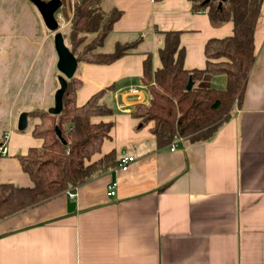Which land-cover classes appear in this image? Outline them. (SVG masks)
I'll use <instances>...</instances> for the list:
<instances>
[{"label":"crops","instance_id":"0c3cea01","mask_svg":"<svg viewBox=\"0 0 264 264\" xmlns=\"http://www.w3.org/2000/svg\"><path fill=\"white\" fill-rule=\"evenodd\" d=\"M100 7L122 14L99 51L141 36L130 53L109 64L80 62L74 73L76 105L104 89L100 102L112 113L92 119L113 126L92 160L114 150L115 163L75 186L73 197L65 190L0 218V264H264V0L255 61L231 117L212 137H181L174 149L156 146L153 123L139 126L131 115L150 99L143 60L150 53L153 70L159 67L161 31L179 30L184 67L202 68L206 40L230 35L232 22L213 25L189 0H102ZM53 36L29 0H0V141L8 151L0 157V182L31 184L18 155L39 148L42 139L31 135L36 119L19 131L17 118L54 104L60 72ZM224 84V75L197 82ZM127 154L134 159L127 170L118 169Z\"/></svg>","mask_w":264,"mask_h":264},{"label":"trees","instance_id":"16d2710c","mask_svg":"<svg viewBox=\"0 0 264 264\" xmlns=\"http://www.w3.org/2000/svg\"><path fill=\"white\" fill-rule=\"evenodd\" d=\"M189 1L192 11L206 12L213 25L231 21L232 33L206 40L203 48L205 65L187 69L183 65L185 49L179 42L181 31H161L163 45L158 48L161 65L153 70L150 53L143 60L142 78L150 99L148 103L135 105L131 112L139 119V126L153 123L149 131L154 135L156 146L169 145L175 137H189L191 141L212 137L229 120L234 104L240 102L255 61L253 38L263 0ZM61 2L56 13L68 20L67 46L78 63L109 64L138 46L141 36L133 41L115 42L109 52L99 51L122 11L111 8L103 12L102 0ZM190 75L193 87L188 90L185 85ZM213 75H224L223 89L197 85L199 80ZM79 85L75 75L67 79L59 113L51 114L42 107L27 112L28 119H36V122L31 126L28 124L26 129L30 126L31 135L41 138L42 143L39 148L30 147L24 155H18L30 185L19 186L11 180L0 182V218L40 204L113 167L114 150L92 160L113 126V121L95 122L92 119L112 113L100 102L104 89L78 106L75 97ZM56 127L61 136L56 134Z\"/></svg>","mask_w":264,"mask_h":264},{"label":"water","instance_id":"95a60500","mask_svg":"<svg viewBox=\"0 0 264 264\" xmlns=\"http://www.w3.org/2000/svg\"><path fill=\"white\" fill-rule=\"evenodd\" d=\"M33 5L36 6L41 18L44 21L46 28L54 32L53 45L57 53V69L60 72L58 82L59 86L56 88L54 94V104L48 111L52 113H59L62 110V97L65 92L67 79L74 76L78 61L70 51L69 47L64 41L62 32L59 31V22L55 13L62 6L61 0H29ZM192 76L188 77L186 88L189 90L193 86ZM27 112L23 111L17 118V129L23 131L28 126ZM56 134L60 135L59 129L56 127Z\"/></svg>","mask_w":264,"mask_h":264},{"label":"built area","instance_id":"2783aa9c","mask_svg":"<svg viewBox=\"0 0 264 264\" xmlns=\"http://www.w3.org/2000/svg\"><path fill=\"white\" fill-rule=\"evenodd\" d=\"M59 17V15H58ZM132 91H136L135 88H132L131 89ZM181 137H175L173 139V141H171L170 143V146L171 148L170 149H174L176 147V141L178 139H180ZM8 153L7 151V145L4 143V142H1L0 143V157L2 156H5L6 154ZM134 159V157L132 155H123L119 158V160L117 161V168L120 169V170H127L128 169V166L129 164L131 163V161ZM75 186H72L70 187V189H67L66 190V193H68L69 196H75L76 193H75ZM106 192H107V195L109 196H112L114 195L116 192H115V182H110L107 184V189H106Z\"/></svg>","mask_w":264,"mask_h":264},{"label":"rangeland","instance_id":"374dc122","mask_svg":"<svg viewBox=\"0 0 264 264\" xmlns=\"http://www.w3.org/2000/svg\"><path fill=\"white\" fill-rule=\"evenodd\" d=\"M60 14H58L59 15L58 17L59 31L62 32L66 45H69V36H68L69 23H68V20H65V18H63ZM66 23H68V25H66ZM28 121H29V124L32 123V119H28Z\"/></svg>","mask_w":264,"mask_h":264}]
</instances>
